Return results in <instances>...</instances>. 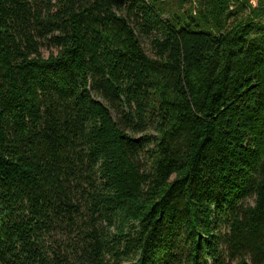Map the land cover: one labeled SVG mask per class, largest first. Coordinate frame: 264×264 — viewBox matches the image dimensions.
<instances>
[{
	"label": "trees",
	"instance_id": "1",
	"mask_svg": "<svg viewBox=\"0 0 264 264\" xmlns=\"http://www.w3.org/2000/svg\"><path fill=\"white\" fill-rule=\"evenodd\" d=\"M0 264H264V0H0Z\"/></svg>",
	"mask_w": 264,
	"mask_h": 264
}]
</instances>
